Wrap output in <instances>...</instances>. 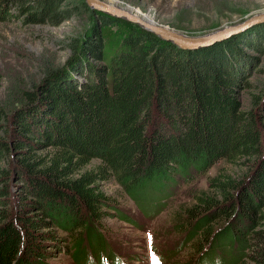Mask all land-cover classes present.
Wrapping results in <instances>:
<instances>
[{"label": "trees", "instance_id": "trees-1", "mask_svg": "<svg viewBox=\"0 0 264 264\" xmlns=\"http://www.w3.org/2000/svg\"><path fill=\"white\" fill-rule=\"evenodd\" d=\"M9 4L30 7L48 24L79 8L72 0H0V9ZM78 6L101 25L118 19L84 0ZM251 30L255 38L245 45L264 53V24ZM91 38L38 90H19L12 102L6 93L3 102L15 104L0 105V264H44L58 232L70 237L73 264L110 252L102 219L116 205L101 181L115 180L138 207L148 191L161 204L171 183L189 181V166L203 173L221 158L247 166L219 168L191 190L172 214L173 227L185 232L179 248L190 242L186 264L196 262L202 246L221 237L237 251L227 264H264V118L241 110L233 94L244 67L237 35L184 49L134 24L108 65L96 69L86 56L101 59L102 44ZM204 212L227 221L221 233Z\"/></svg>", "mask_w": 264, "mask_h": 264}, {"label": "rangeland", "instance_id": "rangeland-1", "mask_svg": "<svg viewBox=\"0 0 264 264\" xmlns=\"http://www.w3.org/2000/svg\"><path fill=\"white\" fill-rule=\"evenodd\" d=\"M106 1L131 9L140 16L148 15L156 24L186 34H199L225 23L236 22L250 14L264 12V0ZM72 2L79 8L58 24L36 20L27 6L18 10L13 4H9L0 9V105L7 104L3 102L6 93H9L7 97L10 96L8 101L12 102L18 97L19 90L27 88L32 90L34 85L38 90L46 82L45 75L48 71L50 73L53 69L58 71L63 68L67 60L74 55L75 46L85 37L89 39L99 37L102 44L101 59L86 56V62L94 69L108 65L110 58L121 49L122 36L129 27L137 24L118 17L114 24L101 25L97 23L99 22L97 18L91 17L86 8L78 6V0ZM105 14L109 18L116 17ZM260 24L264 22L251 25L237 35L238 43L235 49L242 48L244 51L238 57L240 65L243 64L244 67L233 94L241 110H258L264 118V53L263 50H258L259 46L253 49V46L245 45L255 38L251 27ZM14 104L15 102L7 104L5 109H10ZM2 130L5 131V128L0 126V136L4 135ZM41 152L42 150L39 153ZM96 162L97 159L93 158L91 165ZM1 163L4 165L5 161ZM246 166L241 159L239 164L233 165L222 158L211 164L203 173L194 174L189 166L192 175L189 181L179 179L171 183L167 193L170 196L166 199L164 196L163 203L155 201L154 198H157V201L159 198L155 191H150L151 193L148 191V198L145 196L141 205L145 211L151 210L146 214L127 197L115 180L110 178L101 181L102 190L113 197L111 199L116 205L107 209L110 212L109 216L102 219L108 244L105 245V249L110 250L107 255L113 259V263L117 257L123 260L124 264H186L190 259L191 249L188 245L190 242L179 248L185 232L173 227V212L177 214L180 205H185L189 201L192 189L204 188L207 176L212 175L217 169L235 173ZM120 214L124 217L118 216ZM201 217L210 219L209 225L213 231L223 228L227 223L216 216H209L207 212ZM218 232L221 233L222 229ZM58 234L62 239H59L58 243L48 244V252L43 258L44 264H73L70 237L64 232ZM227 242L221 237L216 241L211 240V243L202 246V255L197 259L198 262H193L192 258L188 264H227L228 260L231 261L237 255V251L233 250V242ZM90 254L88 253L86 259Z\"/></svg>", "mask_w": 264, "mask_h": 264}, {"label": "water", "instance_id": "water-1", "mask_svg": "<svg viewBox=\"0 0 264 264\" xmlns=\"http://www.w3.org/2000/svg\"><path fill=\"white\" fill-rule=\"evenodd\" d=\"M84 2L91 9L133 21L141 28L151 31L161 39L168 40L176 46L185 49H194L210 45L214 41H219L230 36L236 30L245 29L250 25L264 22V12L253 13L236 22L225 23L222 26L212 28L206 32L199 34H186L167 28L166 26L156 24L155 22L145 21L133 12H130L118 5L109 4L106 0H84Z\"/></svg>", "mask_w": 264, "mask_h": 264}, {"label": "bare ground", "instance_id": "bare-ground-1", "mask_svg": "<svg viewBox=\"0 0 264 264\" xmlns=\"http://www.w3.org/2000/svg\"><path fill=\"white\" fill-rule=\"evenodd\" d=\"M109 4H112V3H109ZM125 9L128 10V11H130V12H133L131 9H128V8H125ZM133 13H134V12H133ZM134 14H136V13H134ZM136 15H138V14H136ZM138 16L141 17L142 19H144L145 21H148V22H154L153 19H152V17H150V16H148V15H142V16L138 15ZM256 24H257V23H256ZM253 25H255V24H253ZM250 26H251V25H250ZM250 26H249V27H250ZM249 27H247V28H245V29H248ZM245 29L236 30L234 33H232L230 36H228V37H226V38H230V37L236 36V35H238V34L244 32ZM233 31H234V30H233ZM226 38H224V39H222V40H225ZM216 42H218V41H214L212 44H214V43H216ZM184 49H185V48H184Z\"/></svg>", "mask_w": 264, "mask_h": 264}]
</instances>
